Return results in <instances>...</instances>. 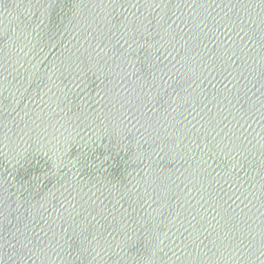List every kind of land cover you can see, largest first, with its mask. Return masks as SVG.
Masks as SVG:
<instances>
[{
    "label": "water",
    "instance_id": "obj_1",
    "mask_svg": "<svg viewBox=\"0 0 264 264\" xmlns=\"http://www.w3.org/2000/svg\"><path fill=\"white\" fill-rule=\"evenodd\" d=\"M0 264H264V0H0Z\"/></svg>",
    "mask_w": 264,
    "mask_h": 264
}]
</instances>
